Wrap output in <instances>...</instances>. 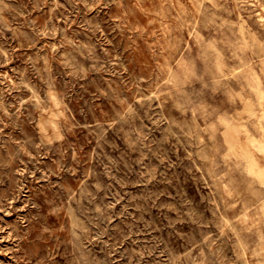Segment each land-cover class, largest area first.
<instances>
[{
  "label": "rangeland",
  "instance_id": "obj_1",
  "mask_svg": "<svg viewBox=\"0 0 264 264\" xmlns=\"http://www.w3.org/2000/svg\"><path fill=\"white\" fill-rule=\"evenodd\" d=\"M0 264H264V0H0Z\"/></svg>",
  "mask_w": 264,
  "mask_h": 264
}]
</instances>
